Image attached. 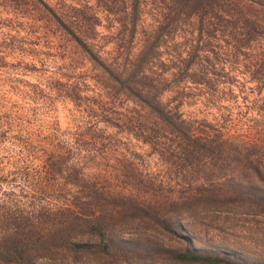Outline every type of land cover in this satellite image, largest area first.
<instances>
[{"label":"trees","instance_id":"1","mask_svg":"<svg viewBox=\"0 0 264 264\" xmlns=\"http://www.w3.org/2000/svg\"><path fill=\"white\" fill-rule=\"evenodd\" d=\"M92 1L0 0V264H264L192 246L264 216V0Z\"/></svg>","mask_w":264,"mask_h":264},{"label":"rangeland","instance_id":"2","mask_svg":"<svg viewBox=\"0 0 264 264\" xmlns=\"http://www.w3.org/2000/svg\"><path fill=\"white\" fill-rule=\"evenodd\" d=\"M88 4L93 5L92 0H88ZM144 15L142 19L145 24L152 23L151 15L148 11V7L144 8ZM101 25L97 27L98 31L102 34H107L106 26L109 25L108 21L104 19L102 14H99ZM137 38H140L138 36ZM56 64H60V58L54 57ZM37 75L35 73H28L23 75V78L34 81ZM1 78V76H0ZM56 119L60 127H66L69 124V111L71 105L66 103L62 105L56 102ZM186 112L196 113L201 116L199 112H202L204 108L199 104L192 106H184ZM129 147L135 152L142 155V159L145 162V167L150 172L156 173L161 170L163 166L160 164L158 158L149 153V148L146 145L136 142L133 139L129 142ZM171 178L168 174H165ZM166 177V178H167ZM212 224H214L212 222ZM216 229H202L196 235V239L193 240L192 246L201 249H209L213 247H221L242 254L248 253L252 255L261 254L264 255V216H249L240 214H224L218 218Z\"/></svg>","mask_w":264,"mask_h":264}]
</instances>
